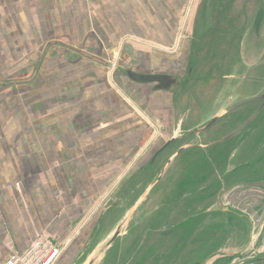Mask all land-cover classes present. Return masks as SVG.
Listing matches in <instances>:
<instances>
[{
  "label": "crops",
  "instance_id": "0c3cea01",
  "mask_svg": "<svg viewBox=\"0 0 264 264\" xmlns=\"http://www.w3.org/2000/svg\"><path fill=\"white\" fill-rule=\"evenodd\" d=\"M177 6L0 0V264L43 233L62 248L54 264H86L102 243L110 191L141 174L156 104L172 90L123 69L118 85L113 71L132 62L158 72L156 46L175 42Z\"/></svg>",
  "mask_w": 264,
  "mask_h": 264
},
{
  "label": "rangeland",
  "instance_id": "374dc122",
  "mask_svg": "<svg viewBox=\"0 0 264 264\" xmlns=\"http://www.w3.org/2000/svg\"><path fill=\"white\" fill-rule=\"evenodd\" d=\"M175 2L180 3L175 42L156 46L154 67L179 77L168 99L156 104L151 152L216 113L238 110L198 137L170 145L153 162L150 178L135 176L127 184L133 186L131 197L123 196L122 188L110 191L124 200L103 217L102 232L122 217L136 194L154 187L150 199L149 194L132 213L124 228L128 234L115 240L102 264H209L212 256L235 253L244 259L233 264H264V109L242 132L216 143L249 117L248 109L258 106L237 104L264 93V0ZM255 256L259 263L248 261Z\"/></svg>",
  "mask_w": 264,
  "mask_h": 264
},
{
  "label": "water",
  "instance_id": "95a60500",
  "mask_svg": "<svg viewBox=\"0 0 264 264\" xmlns=\"http://www.w3.org/2000/svg\"><path fill=\"white\" fill-rule=\"evenodd\" d=\"M135 65V63H128L125 68L123 67H119L117 66V68H115V70L113 71V76L117 82V84H121L122 81L119 79L118 74L120 71V68H122L123 70H125L126 75L128 76V78L130 80H133L134 82H138V83H150L154 85L155 89H160V90H167L169 88H172V90L175 88V86L178 83V77L176 76V74L172 75L170 73H164V72H156L153 74H144V73H138L134 70H132L131 68ZM191 67L188 68V73L191 72ZM180 81V80H179ZM125 88V86L123 87ZM245 103L246 106H250L252 103H256L258 106L254 107V108H250L251 109V113L247 116L248 118L245 120V123L242 124L239 128L232 130L229 135L225 136L224 138H222L221 140H218L216 143H220L221 141L226 142V140L232 138L233 135H236L237 132L238 134L240 132H242V130L248 126V124H250L253 120H255L263 111L264 109V93L263 94H259L256 97H251V99L241 103V104H237L238 106L243 105ZM260 105V106H259ZM237 107V106H236ZM235 108H230L228 111H223L221 113H216L212 116V118L210 120H208L207 122H205L204 124H202L201 126L195 127V129H190L187 132H185V134H179L177 136H171L169 138H167L166 141H164V143L158 147L152 154L150 157H148L144 163V165L142 166L143 169H141V174L137 175L140 178H150V176H148L149 174H153L152 169H150L152 167L153 162L156 161V158H158L159 156H161L163 153L166 152V150L170 147V145H172L175 142H181V141H186L189 137H198L200 134H202L204 131L210 129L218 120H221L222 117H224L225 114L236 110ZM242 119H244V117H242ZM189 145H183L180 146L177 150V152L173 151L170 154H168V157H173V155H177L179 154L183 149H187ZM176 153V154H175ZM131 175H129L127 178H129ZM133 180V178H132ZM154 182V180H153ZM152 182V183H153ZM133 186H120V188H122L123 191V196L124 193L125 195H127V192H129L132 189ZM144 186H137L136 188H142ZM118 187V189H120ZM118 189L115 190L118 191ZM145 189H147L145 191ZM143 193L135 198V200L133 202H131L130 206L126 209V211L122 214L121 218H118L111 227H107L105 229V231H101V240L103 242V245L99 248H97L96 246H92L90 249H92L90 251V254H88L87 256V261L86 264H102L105 259L107 258L106 255H108V252L110 251L111 248H113V243L115 242L116 239H121L124 235L128 234V231H124V228H127L129 223H130V218L133 212H135L137 209H139L141 207V205L144 203V201H146V196L150 194V196L147 198L150 199L152 192L154 191V187L153 186H148L147 188H145ZM118 193H116L115 195H112L111 198L108 200L107 204L103 207L99 220L98 222L101 221V219L113 208V207H119L121 206V202L124 200L118 198ZM117 195V196H116ZM116 196L115 199H113ZM135 196V195H133ZM113 199V200H112ZM224 211H228L227 208H223ZM115 214H113L114 217ZM112 218L109 217L108 219V223L109 226L112 224L111 223ZM98 226L100 227V224L98 223ZM99 229V228H98ZM100 230V229H99ZM138 234L133 236V240L138 239ZM100 246V245H99ZM95 247V248H94ZM106 257V258H105Z\"/></svg>",
  "mask_w": 264,
  "mask_h": 264
},
{
  "label": "built area",
  "instance_id": "2783aa9c",
  "mask_svg": "<svg viewBox=\"0 0 264 264\" xmlns=\"http://www.w3.org/2000/svg\"><path fill=\"white\" fill-rule=\"evenodd\" d=\"M62 248L50 234H41L22 252L12 251L4 264H54Z\"/></svg>",
  "mask_w": 264,
  "mask_h": 264
},
{
  "label": "flooded vegetation",
  "instance_id": "af4514ba",
  "mask_svg": "<svg viewBox=\"0 0 264 264\" xmlns=\"http://www.w3.org/2000/svg\"><path fill=\"white\" fill-rule=\"evenodd\" d=\"M260 106V105H259ZM238 109H236V110H234V111H237ZM248 111H251V109H248L247 110V112ZM241 118V117H240ZM242 119V118H241ZM245 123V120L239 125V127L242 125V124H244ZM249 125V124H248ZM238 127V128H239ZM248 127V126H247ZM237 129V128H236ZM245 129V128H244ZM243 129V130H244ZM235 130V129H234ZM242 130V131H243ZM239 132V131H238ZM238 132H237V134H238ZM230 133H232V132H230ZM230 133H228V134H226V135H224L223 137H225V136H227V135H229ZM236 134V135H237ZM236 135H233L232 137H234V136H236ZM227 141H229V139L228 140H226V142ZM148 186H146V188H147ZM147 189H145V191H146ZM131 191H132V189L129 191V192H127V196H130L131 197ZM144 191V192H145ZM134 203V202H133ZM259 244V241H257V243L255 244V246H254V248H253V250L255 251V252H257L258 251V249H256V246ZM232 255H235V256H232ZM232 255H229V256H227V255H223V256H219V257H216V256H212V261L209 263V264H233L234 262H239L240 261V259L241 260H243L244 258L242 257V256H239V254L238 253H235V254H232ZM216 257V258H215ZM154 261H156V259L154 260ZM248 261H256V262H260L261 261V258H259V257H254V258H252V260H248ZM154 264V263H153ZM255 264V263H254Z\"/></svg>",
  "mask_w": 264,
  "mask_h": 264
},
{
  "label": "trees",
  "instance_id": "16d2710c",
  "mask_svg": "<svg viewBox=\"0 0 264 264\" xmlns=\"http://www.w3.org/2000/svg\"><path fill=\"white\" fill-rule=\"evenodd\" d=\"M177 5H178V7L180 6V3H177ZM176 76H178L177 74H176Z\"/></svg>",
  "mask_w": 264,
  "mask_h": 264
}]
</instances>
